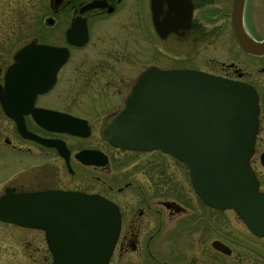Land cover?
<instances>
[{"label": "flooded vegetation", "instance_id": "af4514ba", "mask_svg": "<svg viewBox=\"0 0 264 264\" xmlns=\"http://www.w3.org/2000/svg\"><path fill=\"white\" fill-rule=\"evenodd\" d=\"M234 3L49 0L44 23L45 28L58 27L57 40L30 42L66 49L68 58L53 87L34 101L33 110L48 111L43 119L46 126L36 121L33 110L22 115L26 131L48 145L23 137L0 106V115L6 119L0 125V149L14 152L9 160L13 168L0 180V260L8 252L6 243L8 247L19 243L25 260L34 264L44 263L46 246L52 264L45 230L12 220L26 217L19 210L23 195L78 192L102 197L118 208L120 232L107 264H264V237L253 235L234 211L204 204L190 178L184 177L185 173L189 177V171L183 163L160 151L118 149L101 137V127L148 70H191L246 83L258 97L259 124L250 166L259 192L264 193V168L259 162L264 147H258L264 141V55L248 53L239 45L232 18ZM242 25L253 41H264V0H243ZM219 43L237 51L244 67L233 60L215 63L217 52L212 53ZM12 62L11 57L5 68L0 67L2 87ZM111 154L136 155L131 179L127 176L119 187L108 182ZM176 165L187 172H174L172 179ZM9 206L13 210H7ZM46 208L53 212L52 205ZM44 209L41 201L37 205L40 225ZM221 213H231L244 228H234L229 214L221 220ZM32 245L36 261L30 255Z\"/></svg>", "mask_w": 264, "mask_h": 264}, {"label": "water", "instance_id": "95a60500", "mask_svg": "<svg viewBox=\"0 0 264 264\" xmlns=\"http://www.w3.org/2000/svg\"><path fill=\"white\" fill-rule=\"evenodd\" d=\"M242 2L235 0L232 11L239 45L248 53L264 55V41L255 42L244 32ZM67 58L66 49L34 42L13 56L4 86L0 85V105L23 137L49 144L26 131L22 115L33 110L39 94L53 87ZM33 115L46 126L48 111L34 109ZM258 116L257 94L246 83L191 70L152 69L126 92L116 114L101 127V137L118 149L161 151L179 160L188 167L191 184L207 206L234 211L253 235L264 237V193L250 166ZM260 163L264 168V152ZM41 201L43 225L37 218ZM19 206L26 217L11 220L45 230L52 264L109 262L120 232L114 203L97 195L55 192L23 195Z\"/></svg>", "mask_w": 264, "mask_h": 264}, {"label": "rangeland", "instance_id": "374dc122", "mask_svg": "<svg viewBox=\"0 0 264 264\" xmlns=\"http://www.w3.org/2000/svg\"><path fill=\"white\" fill-rule=\"evenodd\" d=\"M49 4V0H0V67L5 68L10 62L11 57L14 52L22 47L25 43L34 41L35 39L39 42H53V40H57L58 35V27L55 28H45L44 19L47 13L46 7ZM217 52V53H215ZM215 53V63L221 62H230L233 60L236 63H240V67L243 66V61L239 57L238 52H233L232 48L228 45V43H219L217 44V50ZM241 61V62H240ZM264 77V74L262 75ZM1 113V112H0ZM5 118L3 115H0V125H3L5 122ZM1 132V131H0ZM259 149L264 147V141L261 140L260 145H258ZM14 152L7 148L0 149V180H2L6 174L7 170H11L13 168L14 162H9L10 154ZM113 157L112 163L109 165L108 171V182L115 184L117 187L122 186L124 183V179L128 176V179L131 175L132 163L136 159V155L126 154L119 155L111 154ZM119 161L121 165L115 166L116 162ZM177 166V165H176ZM257 168H260L257 166ZM180 175L181 172H187L181 166H177L172 171V179H175L173 173ZM184 177L189 180L188 174L185 173ZM93 182H95L93 180ZM190 191V186L187 188ZM190 195V192H188ZM231 216L233 220L234 228H244L242 224L232 215L231 213H227ZM227 214H220L221 220L225 218ZM241 230V228H240ZM5 240H9V237H4ZM8 243H6V249L8 248V252H6V256L4 259L0 260V264H34L32 261L25 260V254L23 253V245L19 243H12L10 247H8ZM239 249H234V251ZM10 251L14 252L9 253ZM30 255L33 260L36 261L37 254L35 252V247L32 245L29 248ZM233 251V252H234ZM0 254H3L0 252ZM30 259V258H29ZM231 263L233 261V257L230 258ZM50 264L49 261V253L46 250V246L44 247V263Z\"/></svg>", "mask_w": 264, "mask_h": 264}]
</instances>
